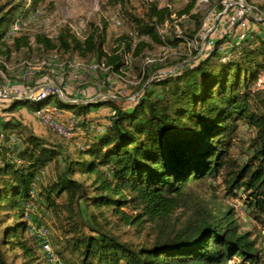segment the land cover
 <instances>
[{"label": "trees", "instance_id": "1", "mask_svg": "<svg viewBox=\"0 0 264 264\" xmlns=\"http://www.w3.org/2000/svg\"><path fill=\"white\" fill-rule=\"evenodd\" d=\"M42 1L0 4L5 60L33 43L44 55L76 53L97 69L131 70L142 83L128 106L108 98L75 101L57 92L3 99L8 103L0 116V264L40 260L25 220L34 205L58 232L53 255L61 264H264L259 234L241 230L234 209L222 202L242 200L257 233L264 231V88L258 86L264 76V18L246 15L258 31L238 41L218 38L192 64L177 56L154 67L143 51L192 41L201 27L193 13L198 0L177 12L157 0H143L139 11L129 0H105L127 29L109 39L104 20L101 26L90 23L82 38L68 25L53 38L35 34L31 40L22 30L10 36L15 21ZM244 1L255 14L263 9L255 0ZM184 17L194 21L193 30L160 32ZM0 68L5 71L2 63ZM167 68L173 69L161 71ZM22 107L50 116L66 136L70 132V139L60 137L68 144L36 135L21 120ZM102 109L110 111L94 113ZM50 165L53 178L43 184ZM110 218L136 237L144 235L142 243L111 234Z\"/></svg>", "mask_w": 264, "mask_h": 264}, {"label": "rangeland", "instance_id": "2", "mask_svg": "<svg viewBox=\"0 0 264 264\" xmlns=\"http://www.w3.org/2000/svg\"><path fill=\"white\" fill-rule=\"evenodd\" d=\"M18 0H1L0 4H14ZM143 0H129V4L133 8L140 10ZM153 1V0H149ZM161 5H168L175 12L184 7L189 0H157ZM258 4H264V0H255ZM105 0H43L38 4L35 10L29 12L24 18L19 17L12 25L9 31L10 36L18 35V31L22 30L30 34L31 40L35 34H43L48 38H53L56 31L63 25H68L78 38H82L88 32L90 23L102 25V20L107 23L108 39L114 37L121 32L127 31L122 21L117 17L116 10L105 4ZM218 5H223L224 9H219ZM101 6L105 8L102 9ZM251 9L250 5L244 0H198L195 4L193 13H197L201 18V27L194 36L193 40L185 46H180L176 49L159 48L156 46L147 47L142 55L148 58V61L154 64V67L163 65L167 59L177 56H183V62L192 64L198 56L203 52H208L210 43L228 36L232 41H238L243 38L249 31H258V26L249 19L246 20V15L250 16L248 11H245V20L238 21L242 26H229L234 23L236 17L241 13L243 7ZM225 10V12H224ZM174 17V16H173ZM252 19L262 21L264 18V6L259 14L252 12ZM234 19L233 20L231 19ZM216 21L215 28L212 29L213 23ZM230 22V23H229ZM263 27H264V21ZM194 28V21L184 17L174 19L173 24L167 23L166 27L160 29V32L174 30L179 34L183 31H191ZM17 33V34H16ZM208 42V43H207ZM3 51V50H2ZM195 51V53H194ZM5 55L0 54V63L5 68L3 71L0 68V90L12 91L22 96H35L41 91L45 84H50L52 88L57 90H44L40 96L47 93L57 92L60 96L67 97L71 100L90 101L98 98H108L120 101L124 106L130 105L134 99V94L140 91L139 86L141 80L133 71H125L124 74H116L109 72L107 67L103 65L97 69L93 62L79 57L76 53L69 54L63 51H52L44 55L36 50V47L31 43V48L13 51L10 53L7 60ZM68 71H67V66ZM167 68L162 72L172 70ZM160 71V72H161ZM258 86L264 88V76L258 81ZM38 96V97H40ZM122 100V101H121ZM8 102L0 99V116L1 108ZM110 110L102 109L94 111V113L103 115ZM21 116V120L27 124L36 135L47 138L49 141L64 143V139H70L69 136L63 137L55 126L60 124L54 123L50 116H42L34 112V119L28 116V112L17 110ZM22 115L24 116L22 118ZM59 122L65 127L66 124L62 121L61 114L58 117ZM59 127V128H60ZM68 128V127H67ZM61 134V135H60ZM241 136L248 138L250 132L246 127H241ZM15 139V138H13ZM15 143V142H14ZM71 145L69 150H71ZM46 176L42 177L41 182L45 184L49 178H53L54 167L50 165L47 168ZM77 179H81L77 177ZM221 195V194H220ZM223 204L232 207L235 211V218L241 227V230L253 231L254 235L258 236V244L264 245V231L257 233L254 228V223L249 219L242 200L240 199H222ZM25 220L28 223V235L34 237L36 233L40 238L37 244V253L40 260L36 264H61L53 251L55 240L58 232L53 225L52 219L46 215L44 209L38 205L27 207ZM111 219V226L108 228L111 234L118 236L122 241H127L133 245L142 243L144 235L136 237L132 228L117 226L114 218ZM31 227V231L29 230ZM33 233V234H32ZM37 236V235H36ZM49 244L52 256L44 252V247ZM16 253H18L16 251ZM55 256H54V255ZM9 260L12 258V253L8 252ZM50 258L53 261H50ZM17 263H21L22 259L18 258Z\"/></svg>", "mask_w": 264, "mask_h": 264}, {"label": "built area", "instance_id": "3", "mask_svg": "<svg viewBox=\"0 0 264 264\" xmlns=\"http://www.w3.org/2000/svg\"><path fill=\"white\" fill-rule=\"evenodd\" d=\"M243 12H245V10L244 9H242V11H241V13H243ZM241 13H239V14H241ZM238 14V15H239ZM238 15H237V17H236V20H235V22H234V19L232 18L231 20H233V22L234 23H230V25L229 26H244L245 24H238ZM68 67H69V65L66 67L67 68V71H68ZM44 90H57V91H60V89H57V88H52L51 86H50V84H45V85H43L42 86V88H41V91H40V93L38 94V95H36V96H40V94H42V92L44 91ZM11 96H20V95H18L17 93H16V91H15V93H12V91H6V90H4V89H2V90H0V99H8V98H11ZM35 97V96H34ZM30 231H31V227H30V229H29ZM33 234V233H32ZM37 235V236H36ZM36 235H34V237L36 238V240L38 241V239L40 238V236H38V233H36ZM44 252H46L45 250H44ZM50 261H53V259L52 258H50Z\"/></svg>", "mask_w": 264, "mask_h": 264}, {"label": "bare ground", "instance_id": "4", "mask_svg": "<svg viewBox=\"0 0 264 264\" xmlns=\"http://www.w3.org/2000/svg\"><path fill=\"white\" fill-rule=\"evenodd\" d=\"M243 7V6H242ZM242 9H244L245 11H248L249 12V10H251V9H249L248 7H243ZM245 13H241V14H239L238 15V21H243V20H245ZM53 93V92H52ZM48 94V93H47ZM46 95V94H45ZM42 96H44V95H42ZM41 97V96H40ZM60 126H55V128H56V130L59 132V133H61V134H63V135H66V132L64 131V129L62 128V127H60ZM49 246V244H47V246H45L44 247V249H45V253H47V255H49V256H52V252H51V249L48 247Z\"/></svg>", "mask_w": 264, "mask_h": 264}, {"label": "crops", "instance_id": "5", "mask_svg": "<svg viewBox=\"0 0 264 264\" xmlns=\"http://www.w3.org/2000/svg\"><path fill=\"white\" fill-rule=\"evenodd\" d=\"M22 110H25L26 112H28V113H27L28 116H31L32 119L35 118V117H34V116H35V115H34V112L28 111V109L25 108V107H22V108L19 109L20 112H22ZM23 117H24V116L22 115V118H23Z\"/></svg>", "mask_w": 264, "mask_h": 264}, {"label": "water", "instance_id": "6", "mask_svg": "<svg viewBox=\"0 0 264 264\" xmlns=\"http://www.w3.org/2000/svg\"><path fill=\"white\" fill-rule=\"evenodd\" d=\"M224 12H225V10H224ZM249 13H250V16H252V11L251 10H249ZM215 24H216V21H214L213 26H212V29L215 28ZM11 97H14V96H11Z\"/></svg>", "mask_w": 264, "mask_h": 264}]
</instances>
